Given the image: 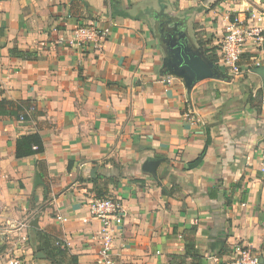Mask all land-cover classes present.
Masks as SVG:
<instances>
[{
  "label": "crops",
  "instance_id": "crops-1",
  "mask_svg": "<svg viewBox=\"0 0 264 264\" xmlns=\"http://www.w3.org/2000/svg\"><path fill=\"white\" fill-rule=\"evenodd\" d=\"M250 9L264 0H0V99L31 105L22 120L0 115V260L100 264L88 206L101 191L119 203L110 264H231L239 246L264 258V44L237 74L214 61L227 78L187 92L160 75L154 29L172 18L210 54ZM84 25L109 32L70 43ZM33 132L44 151L16 158ZM37 231L64 252L50 256Z\"/></svg>",
  "mask_w": 264,
  "mask_h": 264
},
{
  "label": "built area",
  "instance_id": "built-area-1",
  "mask_svg": "<svg viewBox=\"0 0 264 264\" xmlns=\"http://www.w3.org/2000/svg\"><path fill=\"white\" fill-rule=\"evenodd\" d=\"M264 12L250 9L243 18L234 17L225 27L221 40L217 43L214 51L217 60L231 73L237 74L241 71L240 60L245 52H256L258 47L264 44V25L260 24ZM109 32V28H98L94 25L78 26L74 29L70 43L93 42L99 44ZM259 65V61L256 62ZM31 108L27 111L29 112ZM22 120L23 115L19 116ZM261 171L264 173V156L261 161ZM91 215L101 222V263L110 264L106 257L110 250V242L114 232V221L119 214V203L112 196L94 198L89 203ZM60 242V241H59ZM56 242L65 247L64 242ZM234 258L231 264H264V258L251 252L249 247L239 246L234 250ZM0 264H22L20 257L14 256L0 260Z\"/></svg>",
  "mask_w": 264,
  "mask_h": 264
},
{
  "label": "water",
  "instance_id": "water-1",
  "mask_svg": "<svg viewBox=\"0 0 264 264\" xmlns=\"http://www.w3.org/2000/svg\"><path fill=\"white\" fill-rule=\"evenodd\" d=\"M168 18V17H167ZM167 25L157 29L164 21L154 25L155 34L163 51L162 65L159 73L162 76H174L180 79L187 92L199 81L209 78L225 79L227 74L219 69L212 59L208 57L204 49L197 44L185 25L168 18ZM262 76L264 74L262 73ZM158 160H147L142 169L155 173ZM95 169L91 171V175ZM40 182L39 173L35 174L34 185ZM31 225L37 226L34 220ZM44 256L41 252L36 257Z\"/></svg>",
  "mask_w": 264,
  "mask_h": 264
},
{
  "label": "trees",
  "instance_id": "trees-1",
  "mask_svg": "<svg viewBox=\"0 0 264 264\" xmlns=\"http://www.w3.org/2000/svg\"><path fill=\"white\" fill-rule=\"evenodd\" d=\"M198 44L201 46L202 43L197 40ZM203 46V45H202ZM207 55L213 60L217 61V56L214 52H211L209 54V50L211 51L212 49H205ZM213 53V54H212ZM10 106H13L14 109H9ZM30 104L27 102H22L17 105H14L13 102L11 101H6L4 98L0 99V115H8V116H17L19 117L20 115H23V118L27 117L26 112L30 109ZM45 149L44 146V139L38 132H33L30 134H25V135H20L16 138L15 141V157L16 158H23L26 156L30 155H36V154H41ZM205 153V148L200 152V154L193 159L192 161L188 162L187 166L189 168H193L197 166L201 161ZM36 170L40 173L41 176L44 175L46 166L45 162L42 160H37L36 162ZM97 198L101 197H106L110 196L106 194V191H101L97 195ZM37 234H40L39 238L40 240H43V245L46 247V249L49 250L50 256H56L60 254V252H64L65 247H61V244H56V242L59 241H54V246L50 247V240L46 237H44L39 231H37ZM60 243V242H59Z\"/></svg>",
  "mask_w": 264,
  "mask_h": 264
}]
</instances>
